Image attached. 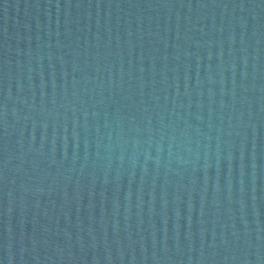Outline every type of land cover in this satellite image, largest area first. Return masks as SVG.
<instances>
[{
  "label": "water",
  "instance_id": "obj_1",
  "mask_svg": "<svg viewBox=\"0 0 264 264\" xmlns=\"http://www.w3.org/2000/svg\"><path fill=\"white\" fill-rule=\"evenodd\" d=\"M0 264H264V0H0Z\"/></svg>",
  "mask_w": 264,
  "mask_h": 264
}]
</instances>
